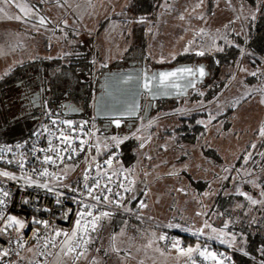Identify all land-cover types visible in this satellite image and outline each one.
Wrapping results in <instances>:
<instances>
[{"label": "rangeland", "instance_id": "obj_1", "mask_svg": "<svg viewBox=\"0 0 264 264\" xmlns=\"http://www.w3.org/2000/svg\"><path fill=\"white\" fill-rule=\"evenodd\" d=\"M130 2L0 0V78L23 62L50 63L51 68L43 69L40 76L43 86L40 78H22L27 79L23 87L26 84L30 107L47 111L50 101L59 100V105H76L88 113L89 119L80 115L74 119L88 122L84 127L90 142L84 145L99 151L96 161L114 146L113 136L137 143L135 164L126 168L117 160L116 166L127 182L135 181L132 200L141 192L140 200L145 198L147 204L139 214L142 221L133 215L136 220L126 219L118 233L114 234L112 221L101 225L102 231L97 232L98 237L91 236L79 258L75 252L62 251L65 238L55 235V231L70 234L77 216L70 229L44 230L35 242H24L12 264H192V259L196 264H211L195 253L192 259L181 255L172 247L173 241H179L183 248L199 243L201 248L223 254L225 264H232L233 255L245 256L251 239L264 237V203L253 205L240 195L243 192L264 200V136L260 135L264 128V62L253 66L247 50L228 64L219 66L215 60L239 38L248 41L251 29H256L250 24L251 16H264V9L260 3L254 7L244 0H160L146 15L129 8ZM16 16L21 19L8 18ZM41 16L46 20L44 25L38 23ZM198 51L205 55H197ZM179 55L205 64L206 86L192 90L187 97L160 101L147 116L120 126L119 131L104 124L101 128L110 129L103 132L97 128L94 101L105 73L123 71L132 62L167 69ZM67 67L78 70L77 76H84L88 87L80 88L76 74ZM252 72L257 75L252 76ZM209 114L215 119L209 120ZM183 124L201 129L194 140L189 132H183ZM89 164L96 171L95 162ZM105 168L113 171L107 165L100 171ZM86 171L81 164L68 163L54 180L39 183L84 190ZM88 173L91 185L94 175ZM105 182L109 187L116 184L106 178ZM205 221L211 228L204 227ZM202 228L203 235H193ZM212 228L218 232L213 233ZM221 230L228 235L220 236ZM233 234L232 247L220 242ZM162 235L168 239L160 240Z\"/></svg>", "mask_w": 264, "mask_h": 264}, {"label": "trees", "instance_id": "obj_2", "mask_svg": "<svg viewBox=\"0 0 264 264\" xmlns=\"http://www.w3.org/2000/svg\"><path fill=\"white\" fill-rule=\"evenodd\" d=\"M159 1L160 0H131L129 8L136 10L139 14L147 15V13H149L148 12L149 9L151 12L154 11V9L156 8V3H158ZM244 1L250 6H254V7L258 3H260L261 9H264V0H244ZM250 24H255V27H256V29L255 28L253 30L251 29L250 33H252V36H250V38L246 42H244L242 38H239V42L237 44L227 49V51L225 50L219 53L215 58V60L219 62L218 63L219 66L228 64L231 60H235L239 58L242 55V53H244L245 50H247L250 53L249 57H250V60L253 59L252 61L253 66H257V62L258 63L261 62V66L263 65V62H264V16H260V14H258L254 21L251 20ZM192 61H193L192 59L188 60V57L179 55L173 60L172 67L180 65V64H195V61L193 62ZM55 62H59V61L57 60ZM52 65L54 66V64ZM57 65L59 66L60 63H57ZM202 65H205V64L202 63ZM50 66H51L50 63L48 62L27 61L15 67L7 76L0 78V144L19 143V142L26 141L27 139L32 137L34 133L37 131L39 127L40 119L42 117L48 116L46 115V113L49 111L52 112L55 109V107L59 105L58 104L59 100L50 101L48 104V110L47 111L44 110L42 112L38 109H35L34 106L30 107L29 103L31 101H29L28 99V95H27L28 89L26 88V84H25V87H23L24 83H26L25 81H27V79H22L23 77H25V75L30 76L33 79L35 77L40 78V76H42L44 73L43 69H50L51 68ZM145 67H148V66L145 65ZM67 68L68 70H71L74 75L76 74V72L78 73V70H75L76 71L75 72L70 67H67ZM152 69L158 70L159 68L153 67ZM34 71L35 72L37 71V73H33ZM79 77L81 80L79 79ZM261 77H264V75H261ZM84 80H85L84 76H81V74L77 76L78 85L82 89H84L87 85V82ZM41 81L42 82L40 83L43 86L44 82L42 79ZM261 81H263L262 84L264 86V78H261ZM252 83L253 82H251V84ZM205 84L206 82H204V84H202L201 86L197 88H202ZM247 84L251 85L250 82ZM65 98L66 97H64V99ZM160 101L163 102V100H160ZM160 101H158L157 107ZM71 115L73 116L71 120L75 124L78 125L81 123L79 120L74 119L75 116H79V113H75L74 115L73 114ZM88 115H89L88 113L84 112L80 116L85 119H89ZM90 118L91 120H93V115H90ZM93 121L95 122L94 124H96L97 128L98 129L100 128L103 132H105L104 130L105 128L110 129L108 127H105L104 129L101 128V124H104L103 122H105V120H98L94 117ZM185 123L187 122L185 121ZM112 126L115 127L114 125ZM119 127H115L114 129H117ZM87 128L89 129L90 126L88 125ZM114 129L112 131H108L107 133L114 132ZM182 130L183 132L184 130L189 132L192 136L191 140H194V137H196L200 133L201 129L198 127L196 130H192L190 126H188L187 124H183ZM86 141L88 142L89 140L86 139ZM136 147H137V143L135 144L131 139H129L123 142L122 144H120L119 147L111 146L110 148H111V151L113 150L118 151L117 160H120L122 164L126 168H128V167H132L135 164L134 162H136L137 160ZM92 153L94 157H97V154H99V151L97 153V149H93ZM99 157H102V155H99ZM92 158L93 157H91L90 155H88V158H87L86 154L83 153V154H80L77 157V159H75L73 162H70V163L81 164L83 166H86L88 170L89 165H92L89 163L95 162L93 161ZM91 172H93V175L97 173L95 170H91ZM90 174L91 173H88L89 176ZM103 181L105 182V178H103ZM103 181H102V184L104 183ZM125 186L126 187L129 186V182H127ZM111 188L113 190V193L119 192L122 196L125 197L123 204L126 207L132 209V211L127 212L124 210V208H117L114 204H107V203L102 202L101 203L102 206L96 208L94 210V213L98 214L101 211H107V212H110L111 215L110 217L101 219L97 230L95 232L90 233L91 236H93L94 234L97 236V232L102 231L103 227L111 223V221H112L113 227L116 229V231L113 229L114 234L118 233V231L125 226L126 222L124 221H126V219L128 222H133L136 220L134 217H136L139 222L142 221V218H140L139 216L140 211H141V208H139V201L142 200V199L140 200L142 193L140 192L138 196L132 200V191L124 192V190L120 188L119 185H116V184ZM85 190L87 189L75 191V192L73 191V193L81 194ZM105 194H108V193H105ZM115 198L116 197L109 194L110 200L115 199ZM143 201L146 203L145 198H143ZM129 215H132V216H129ZM101 225L103 227L99 229ZM41 233L42 231H39V235ZM186 239H188V237H186ZM35 240L36 238L30 239L27 243L31 244V242H35ZM262 249H264V237L256 236L253 239H251L250 245L248 249L245 251L248 254L245 256L241 254L233 255L232 264H255V263L261 264V261L264 260V255L261 254ZM248 255L250 257H247Z\"/></svg>", "mask_w": 264, "mask_h": 264}, {"label": "built area", "instance_id": "obj_3", "mask_svg": "<svg viewBox=\"0 0 264 264\" xmlns=\"http://www.w3.org/2000/svg\"><path fill=\"white\" fill-rule=\"evenodd\" d=\"M63 105H58L52 111L54 115L51 119L57 120V125L51 124V119L49 116L42 117L39 121V127L37 132L40 133L39 138L34 135L27 139L24 142L19 143H3L0 144V149L11 148V151H2L0 156L3 158L0 159V171H6L13 174L17 179H9L8 177L0 176V189L7 191L9 193L8 197H4L0 193V199H3L5 203L0 205V214L4 217L15 216L20 220H23L27 227L21 232H17L15 229H9L7 233H0V247L6 248L10 251V256L0 264H12L16 253H20L21 247L16 243L18 239H21L22 242H28L30 239L36 237L39 231H44L48 229H53L55 227H62L64 229H69L73 226L74 220L77 217V213L82 210V204L80 201H83L87 204L95 203L87 196V190L81 194L73 193L70 188H61L58 185L48 184V187L53 189L49 191L48 188H41L39 185V180L50 181L54 180L60 169L63 165L73 162L80 154H86L88 158L89 148L91 153L94 147L91 145L88 147L83 145V151L80 150V140H86L85 136V127L80 131L77 129L70 133L74 138L79 136V139H76L73 147L77 149V153H72V159H68V153H61L64 156L63 162L57 159L56 164H46L43 162V157L45 155H51L56 158V153L49 152L47 149L50 147L48 141L52 140V147L55 148H64L65 145L61 144L60 141L56 138L59 135L57 127L65 129L67 132V125L60 124L62 120H71L73 117L71 114L67 113ZM47 125L55 135H50L49 132L44 131V126ZM74 125H77L74 123ZM20 145V147H17ZM36 151H33V149ZM40 149H45V151H39ZM118 151L111 148L109 152L102 157H99L95 162H99L103 165V161L107 159H112V170L109 171L108 175L112 176L111 181H116V185H119L121 182L126 184L127 181L124 179L122 172L118 171L116 166V161L118 158ZM91 157L93 153L90 154ZM96 158V157H94ZM11 160L12 163H8ZM23 162L24 167H20V163ZM105 165H103L104 167ZM47 168L49 173L54 175L50 176H41L40 172ZM84 169H87L84 166ZM113 172L116 175H113ZM112 174V175H111ZM21 177H31V180L34 183H29L26 179ZM95 179L103 178L98 176L97 173L94 175ZM110 181V182H111ZM92 186V183L91 185ZM99 190H97V194ZM57 193H62V195L57 196ZM59 199L60 203H57ZM27 201V203L25 202ZM101 203L98 207H101ZM97 207V208H98ZM71 210V211H69ZM95 210V209H94ZM93 210V211H94ZM34 220H47L49 222V227L45 228L42 224L33 223ZM6 221H0V228L4 227Z\"/></svg>", "mask_w": 264, "mask_h": 264}, {"label": "snow or ice", "instance_id": "obj_4", "mask_svg": "<svg viewBox=\"0 0 264 264\" xmlns=\"http://www.w3.org/2000/svg\"><path fill=\"white\" fill-rule=\"evenodd\" d=\"M0 11H3V9H0ZM21 11L24 12L25 16H28L29 12L21 7ZM9 19H21V17L16 16V17H8ZM184 17L181 16V19H183ZM202 18V17H201ZM256 16L252 15L251 16V20H255ZM141 22H143V20H141ZM38 23L40 25H44L46 23V20L43 16L39 17ZM65 24L67 23V21L64 22ZM200 32H203V29L200 30ZM199 34V33H198ZM191 43V42H190ZM219 51H223L222 48L218 49ZM185 51H188V48L185 49ZM197 55L203 56L205 55L204 51H198L196 52ZM93 63H95V61H93ZM217 63H219L217 61ZM106 67V65H103ZM246 71V70H245ZM206 71L205 68L203 66H200L198 69H192L190 67H183V68H177L175 71H166V72H160V73H156L153 74L152 76H146L145 77V83H144V88H146L148 90L149 93H153V88L150 84V81L155 78L157 80L158 83L163 84L165 87L168 86H172V87H178L179 85L176 83L177 80L179 79H184L186 80V86L187 87H193L195 88L196 86V80L194 79H188V77H204L206 75ZM252 76H256L257 73L256 72H252L250 73ZM199 95L203 96L204 93L200 92ZM65 108L70 109L72 111H77L78 109L73 108L72 105H64ZM46 115L49 116V118L51 119V117L54 115V113L52 112H47ZM215 119L214 116H212L211 114H209V120ZM87 121H83L78 125H74V122L72 120H62L60 121V124L63 125H67V132L65 131V129L57 127V131L59 132V135L56 137L61 144L65 145L64 148H55L52 147V140L49 139L48 143L50 145V147L47 149V151L49 152H54L56 153V158H54L51 155H45L43 157V162L46 164H56L57 163V159L60 160L61 162H63L64 160V156L61 155V153H68L67 158L68 159H72V153H77V149L73 147V144L75 143L76 139H79V136L77 137H73L70 135L71 132L76 131L77 129H79L80 131L83 130V127L85 124H87ZM197 123L203 124V121H197ZM51 124L52 125H57V120L56 119H51ZM115 124L117 127L120 126V122L119 120L115 121ZM205 127H207V125H205ZM44 131H47L50 133V135H55V133H53L51 131V129L45 125L44 126ZM35 135L37 136V138H39L40 133L37 132L35 133ZM86 135H92L91 133H88ZM260 135L264 136V128H262L260 130ZM111 139L114 141V146L115 147H119L120 144H122L124 141L123 139H120L116 136L111 137ZM125 139H127V137H125ZM87 141L86 140H80V145L81 148L80 150L83 151V145L86 144ZM17 147H20V145H17ZM141 147H143V145H141ZM252 147L254 148L255 145H252ZM11 151V148H7V149H0V152L2 151ZM33 151H36V149L34 148ZM39 151H45V149H40ZM78 154V153H77ZM261 155H264V153H261ZM3 157L0 156V159H2ZM93 161H95V158H92ZM8 163H12L11 160L8 161ZM113 164V160L112 159H107L105 161H103V165H107L108 168H110ZM103 165H101L99 162H95L94 166L95 169L97 171V175L102 177V178H106L109 182L112 180V176L108 175V169L105 168L103 172L100 171V169L103 167ZM20 167L23 168L24 164L23 162L20 163ZM93 165H89L88 167V171H86L84 173V188L87 189V196L94 201L95 203L93 204H87L84 203L83 201H80V203L82 204V210L79 211L77 213V220L75 221V226H74V230L69 234L68 232H60V231H55V235L57 237L63 235L64 236V241H63V247H62V251H65L66 253H73L75 252L77 255V258H79L80 256L84 255V252L87 250L86 249V245L91 241V232H95L97 230V228L99 227V222L101 221L102 218H107L110 217L111 213L107 212V211H101L98 214L94 213V209H96L98 207V205L102 202L107 203V204H114L117 208H124L125 211L127 212H131L132 209L126 207L123 204V201L125 199L124 196H122L119 192H115L113 193V190L111 187H109L108 183H101V179H95V178H91L92 179V186L89 185L88 181L90 179L88 172H90L92 170ZM225 171H228V169H225ZM41 176H50V175H54L53 173H49L47 168H45L43 171L40 172ZM113 175H116L115 172H113ZM0 176L3 177H8L9 179H17V177H15L13 174L6 172V171H0ZM22 179H26L29 183H34L31 180V177H21ZM224 179H227L228 177H223ZM57 179L59 180L60 177H57ZM125 180H127L128 178L125 176L124 177ZM135 181H129V186H125L124 183H120L119 187L122 188L124 190V192H131L132 189V185H134ZM39 187L41 188H48L49 191H53V189L48 187L47 183L44 184H40ZM72 191H79L78 188H74L71 189ZM97 190H100L99 193L97 194ZM178 191H184L183 189H178ZM0 193H2V195L4 197H8L9 193L7 191H4L3 189H0ZM108 193V194H105ZM109 194L116 197L115 199H109ZM62 195V193H57V196ZM204 195H207V193H205ZM240 195L245 196L246 199H248L253 205L258 204V203H264V200H256L253 199L250 195H248L247 193H243L241 192ZM261 195L264 196V192H261ZM27 203V201H25ZM57 203H60L59 199H57L56 201ZM5 203V201L3 199H0V205H3ZM147 204L141 200L139 201V208L143 209L146 208ZM71 211V210H69ZM198 215H200V213H198ZM0 221H6V223L4 224L3 228H0V233H7V231L9 229H15L17 232H21L23 229H25L27 227L26 223L23 220H19L17 219L15 216H9V217H4L2 214H0ZM33 223L35 224H42L45 228L49 227V222L47 220H34ZM169 227H173V225H169ZM175 227H179V225H175ZM205 228H211V225H209L207 223V221H205L204 224ZM228 227V224L226 223L224 225V228L226 229ZM213 233H217L218 230L215 228L211 229ZM203 235L204 234V230L203 228L198 230V233H193V235ZM219 235H228L227 233H224L222 230L219 232ZM36 239H39V233H37ZM210 238H218V237H210ZM168 237L167 236H160V240H167ZM236 239L235 235H231V238L229 240H225V239H221L220 242L221 243H227L229 245V247L233 246V241ZM16 243L20 246L23 247L24 244L22 242L21 239H18L16 241ZM172 247L174 249H177L181 255L183 256H187L189 259H192V254H197L200 257H202L204 260L206 261H210L211 264H225L224 258H222L223 254H218L214 251H211L208 247H204L201 248V245L198 243L195 245V247H187V248H183L180 247L179 241H173L172 242ZM78 249H82L80 251H78ZM245 255H247L248 253H244ZM261 254L264 255V249L261 250ZM16 255L18 256L19 253L17 252ZM10 256V251L6 248H2L0 247V262H4L8 257ZM227 259H231V257H227ZM192 264H196V261L194 259H192ZM261 264H264V260L261 261Z\"/></svg>", "mask_w": 264, "mask_h": 264}, {"label": "water", "instance_id": "obj_5", "mask_svg": "<svg viewBox=\"0 0 264 264\" xmlns=\"http://www.w3.org/2000/svg\"><path fill=\"white\" fill-rule=\"evenodd\" d=\"M205 68L206 75L204 77H188V79L196 80V86L187 87L186 80L179 79L176 83L178 87L168 86L158 83L155 78L150 81L153 88V93H149L144 88L145 77L152 76L153 74L175 71L177 68L190 67L195 70L193 64H180L167 69H158L154 73L149 74L146 69L144 70H125L119 72H113L110 74L113 76L111 79L112 85L105 89L104 86H100L101 90L95 97L94 101V115L98 120H109L116 126L115 121L119 120L120 126L124 120H134L140 115L142 109L143 95L146 94L151 102L157 103L160 100H173L181 97H187L190 91L204 84L208 72L205 65H201ZM198 69V68H197ZM134 70V71H132Z\"/></svg>", "mask_w": 264, "mask_h": 264}, {"label": "flooded vegetation", "instance_id": "obj_6", "mask_svg": "<svg viewBox=\"0 0 264 264\" xmlns=\"http://www.w3.org/2000/svg\"><path fill=\"white\" fill-rule=\"evenodd\" d=\"M130 67H127V68H125L123 71H127V70H130V69H134V70H144V68L146 69V71L149 73V74H152V73H154V71L155 70H153V69H149L148 67H145V64L143 65L142 63H136V62H132V63H130ZM202 65V64H201ZM201 65H199V64H193V66H194V68L195 69H197V68H199ZM134 70H132V71H134ZM206 70H207V67H206ZM121 71V70H120ZM115 73L117 72V71H114ZM207 72H208V70H207ZM113 72H107V73H105L103 76H102V79H101V87L102 86H104V88L105 89H108L111 85H112V81H111V79L113 78V76H111L110 74H112ZM101 91V90H100ZM158 103V102H157ZM157 103H155V102H151L150 100H149V97H148V95H146V94H144L143 95V102H142V109H141V112H140V115H139V119H141V118H143L144 116H147V114L152 110V108L153 107H157ZM137 118V119H138ZM138 119V120H139ZM137 120L136 119H134V120H124L123 122H122V125H126V124H134V122H136ZM104 123V125H113L112 124V121H109V120H105V122H103ZM121 125V126H122Z\"/></svg>", "mask_w": 264, "mask_h": 264}, {"label": "crops", "instance_id": "obj_7", "mask_svg": "<svg viewBox=\"0 0 264 264\" xmlns=\"http://www.w3.org/2000/svg\"><path fill=\"white\" fill-rule=\"evenodd\" d=\"M73 107H75V108H77L78 110L77 111H79L78 113H79V115H81L80 113H82V109L81 108H79V107H77L76 105H73ZM67 113H69V114H75V112L73 111V112H67ZM54 185V184H53Z\"/></svg>", "mask_w": 264, "mask_h": 264}]
</instances>
